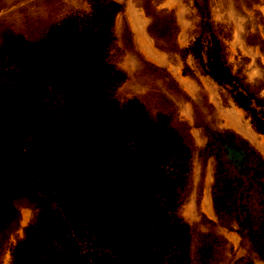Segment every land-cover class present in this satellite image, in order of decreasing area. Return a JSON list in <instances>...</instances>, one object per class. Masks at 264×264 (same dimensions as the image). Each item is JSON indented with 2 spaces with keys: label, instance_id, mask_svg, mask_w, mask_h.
<instances>
[{
  "label": "rangeland",
  "instance_id": "374dc122",
  "mask_svg": "<svg viewBox=\"0 0 264 264\" xmlns=\"http://www.w3.org/2000/svg\"><path fill=\"white\" fill-rule=\"evenodd\" d=\"M110 5L117 6L102 27L104 58L117 76L101 77L100 88L133 112L140 133L153 135L122 143L117 195L82 207L73 221L60 207L59 190L45 192L50 170L32 180L19 172L15 159L29 150L44 168L51 140L31 130L13 140L5 99L28 117L47 114L59 141H67L57 153L59 170L74 169L78 190L94 183L100 166L93 161L103 146L79 117L80 77L88 29L100 25ZM70 35L73 42L60 47ZM11 37L52 42L59 63L2 53ZM262 116L264 0H0V210L14 208L0 226V264H122L112 243L129 237L136 244L144 220L160 218L187 225L191 234L184 257L165 252L161 264H264L236 209L222 219L214 208L219 179L232 182L223 183L226 195L235 192V177L244 191H264ZM150 148L168 184L145 197L138 158Z\"/></svg>",
  "mask_w": 264,
  "mask_h": 264
},
{
  "label": "trees",
  "instance_id": "16d2710c",
  "mask_svg": "<svg viewBox=\"0 0 264 264\" xmlns=\"http://www.w3.org/2000/svg\"><path fill=\"white\" fill-rule=\"evenodd\" d=\"M116 6L110 5V10L103 9L100 25L88 29L84 61L82 62L83 73L80 77L83 104L80 107L79 117L91 125L90 134L93 142L103 146L100 159L93 161L99 163L100 166L96 170L94 183L87 184L83 191L78 190L71 185V182L74 181V169L68 165L63 170H59L61 163H59L57 153L62 151L63 145L67 141H59L54 124L51 123L52 120L47 114L28 117L19 103L7 95L5 99L7 121L13 140L17 141L20 134L27 130L34 131L38 139L51 140V148L46 156L44 168H41L37 155L29 150L15 159L19 172L25 179L32 180L38 177L41 169L50 170L48 175L50 181L45 192L51 195L54 190H59L60 207L63 213L73 221L78 219L82 207L103 198L114 199L117 195L116 192L123 182L121 161L126 153L122 143L140 136L150 138L153 135L151 130L140 133L133 125V121L136 120L133 117V112L119 109L116 101L110 99L100 88L101 77L109 74L117 76L105 64L106 41L102 28L105 19L116 12ZM66 28L67 26H64L61 30L64 31ZM72 37L74 36L63 37L59 46L67 49L68 45L73 42L70 39ZM53 46L52 42L48 46H38L22 38L11 37L2 48V53L12 52L24 62H33L36 58L43 57L50 63L57 64L60 54L58 49L51 48ZM240 105L248 109L243 101H240ZM263 117L257 118V122L258 128L264 134ZM73 119L68 118L69 121ZM164 132L173 139H177L173 131L166 130ZM156 158L157 150L151 148L144 151L138 158L140 175L144 183L140 194L145 197H148L152 190H162L160 187H166L168 184L161 174L156 172ZM222 180L219 179L214 196V208L217 214L223 219L226 217L225 214L229 213L230 207L233 206L238 216L245 220L254 248L264 256V191L259 190L256 193L244 191L241 179L235 177V181H239V184L235 185V192L226 195L228 189L223 183L232 182L229 179ZM230 197H234L231 202H229ZM13 214L14 208L11 206L0 210V226L6 224ZM141 226L143 231L138 235L139 241L136 244L129 237L112 243L113 248L122 258V264H161L160 257L165 252H182L178 257H184L186 252L183 253V249L188 247L191 241L190 228L187 225H170L160 218L144 220Z\"/></svg>",
  "mask_w": 264,
  "mask_h": 264
}]
</instances>
